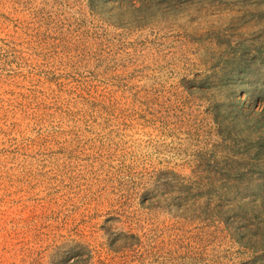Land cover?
Returning <instances> with one entry per match:
<instances>
[{
	"label": "rangeland",
	"instance_id": "1",
	"mask_svg": "<svg viewBox=\"0 0 264 264\" xmlns=\"http://www.w3.org/2000/svg\"><path fill=\"white\" fill-rule=\"evenodd\" d=\"M0 264H264V0H0Z\"/></svg>",
	"mask_w": 264,
	"mask_h": 264
}]
</instances>
